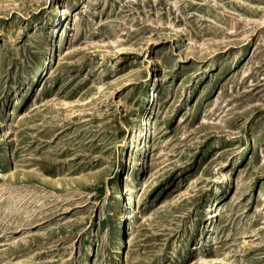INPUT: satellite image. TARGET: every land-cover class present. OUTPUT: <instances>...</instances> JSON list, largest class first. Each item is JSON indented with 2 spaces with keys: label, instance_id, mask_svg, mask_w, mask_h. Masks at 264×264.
I'll use <instances>...</instances> for the list:
<instances>
[{
  "label": "rangeland",
  "instance_id": "1",
  "mask_svg": "<svg viewBox=\"0 0 264 264\" xmlns=\"http://www.w3.org/2000/svg\"><path fill=\"white\" fill-rule=\"evenodd\" d=\"M0 264H264V0H0Z\"/></svg>",
  "mask_w": 264,
  "mask_h": 264
},
{
  "label": "bare ground",
  "instance_id": "2",
  "mask_svg": "<svg viewBox=\"0 0 264 264\" xmlns=\"http://www.w3.org/2000/svg\"><path fill=\"white\" fill-rule=\"evenodd\" d=\"M58 8H59V11H56V16H57V14L58 13H60L61 14V12H62V9H61V7L58 5ZM44 65H45V62L43 63ZM153 96V95H152ZM137 121H138V125H137V127H136V129H135V131H134V134H133V141L134 142H136L137 140H138V137L140 136V134H141V131L142 130H140V128H141V126L143 125V124H145V119L144 118H139V119H137ZM143 132V131H142ZM149 132V134H150V131H148ZM143 138H142V140H143V142L145 143V145H144V147L147 149V151H149L150 149H149V145H148V140H145V136H146V128H145V131H144V133H143ZM124 188H125V190H126V193L129 191V189H127L128 188V186H127V182H125V184H124ZM116 198L117 199H121V194L119 193L117 196H116ZM129 199H130V202H131V204H132V200H131V196L129 197ZM216 208H217V205L215 206V208H214V215L216 214L215 213V211H216Z\"/></svg>",
  "mask_w": 264,
  "mask_h": 264
}]
</instances>
